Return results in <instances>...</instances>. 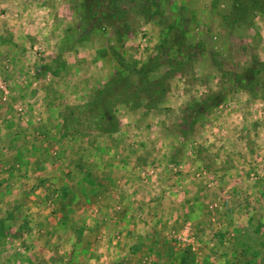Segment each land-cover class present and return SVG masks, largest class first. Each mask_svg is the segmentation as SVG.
<instances>
[{"label": "rangeland", "instance_id": "obj_1", "mask_svg": "<svg viewBox=\"0 0 264 264\" xmlns=\"http://www.w3.org/2000/svg\"><path fill=\"white\" fill-rule=\"evenodd\" d=\"M0 264H264V0H0Z\"/></svg>", "mask_w": 264, "mask_h": 264}, {"label": "crops", "instance_id": "obj_2", "mask_svg": "<svg viewBox=\"0 0 264 264\" xmlns=\"http://www.w3.org/2000/svg\"><path fill=\"white\" fill-rule=\"evenodd\" d=\"M129 215L130 214L126 213V214L119 217V219L122 220V226L124 229L130 225L129 223H131V217ZM129 235H130V233H129Z\"/></svg>", "mask_w": 264, "mask_h": 264}, {"label": "trees", "instance_id": "obj_3", "mask_svg": "<svg viewBox=\"0 0 264 264\" xmlns=\"http://www.w3.org/2000/svg\"><path fill=\"white\" fill-rule=\"evenodd\" d=\"M107 12L108 11H104V12H102L101 14H102V16H104V17H107L108 15H106L107 14Z\"/></svg>", "mask_w": 264, "mask_h": 264}]
</instances>
